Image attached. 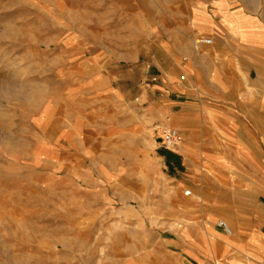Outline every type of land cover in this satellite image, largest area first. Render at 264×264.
I'll use <instances>...</instances> for the list:
<instances>
[{"label": "rangeland", "instance_id": "1", "mask_svg": "<svg viewBox=\"0 0 264 264\" xmlns=\"http://www.w3.org/2000/svg\"><path fill=\"white\" fill-rule=\"evenodd\" d=\"M254 2L264 15V0ZM165 8L0 0V264L228 257L199 253L207 229L197 227V176L169 167L156 130L166 125L150 119L162 81L151 59L166 40L150 16Z\"/></svg>", "mask_w": 264, "mask_h": 264}, {"label": "crops", "instance_id": "2", "mask_svg": "<svg viewBox=\"0 0 264 264\" xmlns=\"http://www.w3.org/2000/svg\"><path fill=\"white\" fill-rule=\"evenodd\" d=\"M165 9L150 16L166 40L153 50L162 81L148 108L184 136L167 164L197 176V227L207 229L198 251L264 264V15L254 0H166ZM201 36L212 43L195 44Z\"/></svg>", "mask_w": 264, "mask_h": 264}, {"label": "built area", "instance_id": "3", "mask_svg": "<svg viewBox=\"0 0 264 264\" xmlns=\"http://www.w3.org/2000/svg\"><path fill=\"white\" fill-rule=\"evenodd\" d=\"M202 42L212 43V39L206 37H198L195 40V44H200ZM156 130L159 142H161L166 149L174 150L184 141V136L182 135V133L174 127L159 126ZM186 194L190 195L191 190H187ZM217 226L223 229L228 234H231V229L224 220H218Z\"/></svg>", "mask_w": 264, "mask_h": 264}]
</instances>
